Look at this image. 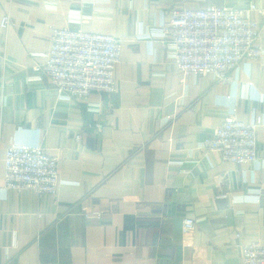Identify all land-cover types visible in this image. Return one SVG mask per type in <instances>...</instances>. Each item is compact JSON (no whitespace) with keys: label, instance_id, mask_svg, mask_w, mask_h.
I'll return each instance as SVG.
<instances>
[{"label":"crops","instance_id":"1","mask_svg":"<svg viewBox=\"0 0 264 264\" xmlns=\"http://www.w3.org/2000/svg\"><path fill=\"white\" fill-rule=\"evenodd\" d=\"M252 4L264 8V0L187 6ZM184 5L0 0V264H244L241 245L264 243V195L248 193L264 178V60L242 61L232 84L177 71L159 31ZM252 18L264 48V14ZM54 26L123 40L118 91L64 99L35 74L32 53L49 50ZM234 105L240 120L260 123L257 162L238 166L198 149ZM36 143L60 159L55 196L5 188L7 149ZM224 174L229 195L220 198ZM186 217L196 220L189 234Z\"/></svg>","mask_w":264,"mask_h":264},{"label":"built area","instance_id":"2","mask_svg":"<svg viewBox=\"0 0 264 264\" xmlns=\"http://www.w3.org/2000/svg\"><path fill=\"white\" fill-rule=\"evenodd\" d=\"M15 1V0H11ZM185 5L170 11V18L160 27L159 34L173 51L177 71L184 75L207 74L224 84H232L233 71L244 60L263 61L264 48L259 44V25L252 14H264V8L252 4L249 8L226 5H206L190 8ZM11 14H4L2 29L11 27ZM123 40L113 35L72 29L51 28L50 48L44 53H32L36 75L52 79L60 98L88 100L93 92L118 91L116 70L122 62ZM91 110L100 113V106ZM98 131L103 123L95 124ZM260 123H248L238 118L236 105L230 107L219 125L203 139L198 149L205 155L219 153L224 161L241 166L260 159ZM81 141V135H77ZM264 161V159H263ZM5 188L19 192L34 190L38 195L55 196L59 188L60 159L45 151L41 143L11 146L6 152ZM224 178L218 181V197L227 198ZM248 193L264 195L263 182L249 188ZM196 226L193 217H186L183 233ZM244 264H264V243L253 241L241 245Z\"/></svg>","mask_w":264,"mask_h":264}]
</instances>
